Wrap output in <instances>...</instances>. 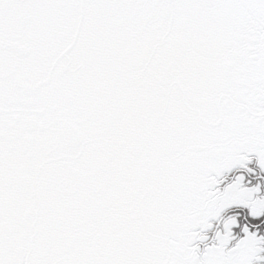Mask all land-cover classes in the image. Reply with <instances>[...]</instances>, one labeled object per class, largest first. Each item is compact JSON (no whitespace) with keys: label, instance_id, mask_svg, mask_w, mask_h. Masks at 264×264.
<instances>
[{"label":"snow or ice","instance_id":"snow-or-ice-1","mask_svg":"<svg viewBox=\"0 0 264 264\" xmlns=\"http://www.w3.org/2000/svg\"><path fill=\"white\" fill-rule=\"evenodd\" d=\"M0 264H264V0H0Z\"/></svg>","mask_w":264,"mask_h":264}]
</instances>
